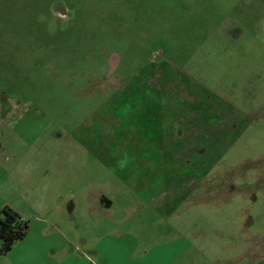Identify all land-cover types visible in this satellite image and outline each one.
<instances>
[{
	"label": "rangeland",
	"instance_id": "1",
	"mask_svg": "<svg viewBox=\"0 0 264 264\" xmlns=\"http://www.w3.org/2000/svg\"><path fill=\"white\" fill-rule=\"evenodd\" d=\"M45 124L93 199L0 264H264V0H0V162Z\"/></svg>",
	"mask_w": 264,
	"mask_h": 264
},
{
	"label": "crops",
	"instance_id": "2",
	"mask_svg": "<svg viewBox=\"0 0 264 264\" xmlns=\"http://www.w3.org/2000/svg\"><path fill=\"white\" fill-rule=\"evenodd\" d=\"M22 101L20 107H23L24 103L31 105L30 101L25 99ZM14 105L17 108L16 116L13 113L10 115L4 112L6 116L8 114L11 116L9 118L11 120L13 118L27 119L31 124H37L36 119L42 118L43 114L38 109L19 111L17 99L14 100ZM46 125L48 124L37 129L31 141L25 130L26 137L23 138L21 135V144L17 146V158L5 163L0 162V172L5 171V177H0V183L3 181L6 189L4 194H0V209L7 205L16 210L24 220L29 218L43 228H59L62 212L71 211V208L68 209L69 202L73 203L79 195L88 200L93 199V194L78 193L73 190V185L78 182L79 178L76 169L88 163L85 153H89V149L78 138L72 137L79 146V151L82 152L80 154L76 152L77 159L60 160V162L52 158L50 153L53 154L55 146L48 141L47 136H44V131L48 127ZM50 136L59 142L64 139L58 130L53 131ZM99 195L101 194H95L97 210L99 212L108 211V206L103 204V197Z\"/></svg>",
	"mask_w": 264,
	"mask_h": 264
},
{
	"label": "trees",
	"instance_id": "3",
	"mask_svg": "<svg viewBox=\"0 0 264 264\" xmlns=\"http://www.w3.org/2000/svg\"><path fill=\"white\" fill-rule=\"evenodd\" d=\"M28 221L20 217L10 206L0 209V255L9 251L13 243L23 238L28 231Z\"/></svg>",
	"mask_w": 264,
	"mask_h": 264
}]
</instances>
